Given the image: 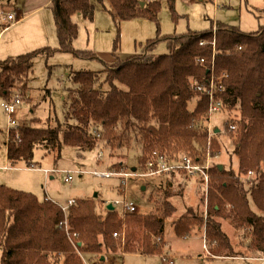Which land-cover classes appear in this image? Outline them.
Wrapping results in <instances>:
<instances>
[{"label":"trees","instance_id":"1","mask_svg":"<svg viewBox=\"0 0 264 264\" xmlns=\"http://www.w3.org/2000/svg\"><path fill=\"white\" fill-rule=\"evenodd\" d=\"M109 1L120 20L137 17L157 20L162 8L161 0ZM167 2L176 16V0ZM51 8L59 46L40 47L0 61V94L4 99L10 95L3 87L15 80L25 83L28 90L36 57H49L55 51H72V42L78 35L74 15L79 13L92 19L95 13L91 0H51ZM157 33L155 38L141 45L140 54L107 66L102 74L104 79L93 71L74 72L71 75L74 86L68 90L65 100L64 122L58 120L52 127V120L48 118L46 126L20 125L11 129L6 142L8 160L12 166L24 163L27 168H36L40 163L35 160V149L40 145L57 149L59 157L64 145L85 151L102 142L119 151L128 149L135 141L143 147L137 170L145 169L155 153L169 162L180 160L182 156L204 162L201 156L191 154L196 150L199 154L201 145L206 142L205 123L211 117L209 99L197 86L209 81L214 63L217 76L223 73L228 76L223 82V109H238L241 113L235 147L241 171L227 170L223 164L212 165L211 199L218 207L212 204L210 208L206 236L218 242L214 247L217 250L212 248L217 257L236 256L232 251L220 254L218 250L225 244L229 246L230 240L219 218H231L236 227L248 233L250 247L264 255V170H258V176L251 183L241 177L264 162V26L245 33L239 26L213 23L207 31L162 35L158 24ZM162 42L167 43V52L157 54V46ZM118 49L119 40L115 43V54ZM74 53L78 57L92 56L82 51ZM201 59L204 63L199 61ZM194 99L196 105L190 109L189 104ZM233 124L236 127L235 122L229 125ZM114 166L123 169L124 162L121 160ZM249 195L260 213L252 210ZM228 204L231 208L226 207ZM168 216L165 213L145 216L137 212L120 216L108 205L103 214L97 211L96 200L78 199L67 216L71 231L80 237L75 246L61 225L65 213L55 201L40 200L32 192L1 184L0 264H85L80 249L103 262V251L116 252L119 246L112 234L122 227L124 219L128 232L125 253L139 251L156 255L158 245L146 233L142 234V244L135 245L136 229L162 236ZM203 220L202 214L200 217L182 216L176 223V234L184 237L192 227H202Z\"/></svg>","mask_w":264,"mask_h":264},{"label":"rangeland","instance_id":"2","mask_svg":"<svg viewBox=\"0 0 264 264\" xmlns=\"http://www.w3.org/2000/svg\"><path fill=\"white\" fill-rule=\"evenodd\" d=\"M48 1L50 0H0V30L6 26L3 19L5 15L10 12L18 13L17 21L0 34V59L8 57L6 53L10 55L11 45H14L16 51H23V54L46 44L53 48L59 46L54 15ZM91 1L95 5L92 19H87L79 13L74 15L78 35L72 42L71 52L55 51L49 57H36L29 75L28 90L25 89V83L16 80L3 87L8 96L14 93L23 98L17 108L16 119L19 125L42 127L48 125V118L52 120V127L57 125L58 120L63 123L67 93L74 86L71 75L78 71H93L104 79L102 74L107 66L142 52L141 45L158 35V24L162 35L182 34L189 30L207 31L213 23L239 26L245 33L258 31L264 26V0H176V16L167 0H161L162 8L157 20L147 17L120 20L109 0ZM44 3L48 4L33 12ZM23 9L26 13H32L21 19L19 14ZM35 28L43 32L41 36L44 37L45 44L34 47V43L39 42L37 38H31L29 41L18 39L20 33L29 34ZM13 39L15 42H12ZM117 40L119 49L115 54ZM74 50L87 52L92 56L78 57ZM166 52L167 43H160L156 53ZM4 100L0 94V184L35 193L40 200L50 198L58 205H66L71 199L76 200L74 205L78 199H94L97 211L103 214L107 212V201L115 203L116 200H126L133 202L138 208L137 213L142 215H169L165 220L162 236L152 235L149 230L142 228L136 229L138 234L135 245L142 244V234L146 233L152 242L157 243L159 254L144 255L139 251L125 253L128 232L124 219L122 227L112 234L119 242L116 252L104 250L105 259L101 262L98 257L80 249L86 264H264L263 253L250 247L251 238L248 233L245 229L236 227L231 218H219L230 240L229 246L225 244L218 250L220 254H229L232 251L236 256L217 257V249L214 247L218 242L206 236V220L212 204L216 205L215 208L218 205L211 199L210 182L207 187L202 177L188 176L183 172L144 177L97 175L96 172L103 171L136 173L133 168L140 166L139 159L143 148L141 143L134 141L128 149L119 151L110 149L102 142L100 146L85 151L64 145L59 157L57 149L40 145L35 149V160L40 163L38 166L42 169L26 170L24 163L12 167L7 159L6 142L10 126L1 106ZM195 105L196 99L189 104L190 109ZM40 119L42 121H39ZM241 121L238 109H222L212 114L205 123L208 133L206 142L201 145L199 154L198 150L191 154L201 156L205 159L204 162L210 160L211 166L223 164L227 170L240 172V158L235 153V147ZM230 122H235V129H231ZM215 127L219 128L220 132H215ZM121 160L124 162V168L118 169L114 165ZM7 165L9 167L3 168ZM45 169L50 172L47 173ZM258 170H264L263 161L255 170L250 169L241 174V177L251 183L258 176ZM67 173L73 176L71 182L65 181ZM249 202L252 210L260 213L250 195ZM114 206L120 216L124 214L122 205ZM226 207L231 208V205ZM188 214L198 217L202 214V227H192L186 236H178L176 223ZM164 257H167V261Z\"/></svg>","mask_w":264,"mask_h":264},{"label":"built area","instance_id":"3","mask_svg":"<svg viewBox=\"0 0 264 264\" xmlns=\"http://www.w3.org/2000/svg\"><path fill=\"white\" fill-rule=\"evenodd\" d=\"M3 19L6 22V26H11L12 24H14L15 21H17L18 16L15 12H10L7 15H5ZM199 61L201 63H204V59H201ZM227 77L228 76L226 73L217 76L216 71L214 70V63H213L209 81H207L206 84H201L197 86V89L201 92H204L209 99V111L211 115L216 112H220L224 107V100L222 96L225 91V87L223 82L224 79ZM22 101L23 98L20 95L12 93L9 98L5 99L1 103V106L4 109V112L6 113L10 126L8 129L7 139L9 137L11 129H16L20 126L16 119V116H17V108L22 103ZM230 127L231 129H235L234 125H231ZM211 167L212 166L210 164V160H207L206 162H199L193 159L192 157L182 156L180 160H173L169 162L164 158V156L161 155L159 156L155 153V157H153L151 160L148 161L146 168L139 171L137 170L135 171L136 173H123V172L117 173V172H109V171L96 172V173L98 176L101 177H110L116 174L124 175V176L138 175L144 177V176H156V175L183 172L188 176L197 175L199 177H202L205 184L208 187L210 182ZM46 172L49 173L50 171L46 170ZM250 174H252V172H250ZM72 180H73V176L67 173L65 177V181L71 182ZM46 199H50V198H46ZM75 203L76 200L71 199L68 201L66 205L59 204V206L62 208L63 212L65 213V220L61 222V225L65 227V231L72 244L76 246V240L79 234L77 232L71 231L67 217L69 208L73 206ZM110 203H112L113 205L115 204L122 205L124 213H135L138 211L137 206L133 202H128L126 200L124 201L116 200L115 203L109 201L106 202L107 205ZM115 235H118V233H115ZM80 255L82 256L81 253ZM164 259L167 261V257H164ZM169 262L172 263V261Z\"/></svg>","mask_w":264,"mask_h":264},{"label":"crops","instance_id":"4","mask_svg":"<svg viewBox=\"0 0 264 264\" xmlns=\"http://www.w3.org/2000/svg\"><path fill=\"white\" fill-rule=\"evenodd\" d=\"M50 2V5H51V0L50 1H48V3ZM48 3H44V4H42V5H40V6H38V8L37 9H35L33 12H35L36 10H38V9H40V8H42L43 6H45V5H47ZM27 11L26 10H21L20 11V16H21V19L22 18H25L26 16H28V14H30V13H32V12H30V13H26ZM18 14V13H17ZM18 16V15H17ZM19 16V17H20ZM5 27V26H4ZM8 27H10V26H7V28ZM7 28H3V29H1L0 30V34L5 30V29H7ZM43 34V32H40L39 31V29L37 28H35V29H33V30H31L30 32H29V34H27V33H20V35H19V40H22V41H29L31 38H37V40L39 41V42H37V43H34V47L35 46H38V45H43V44H45L44 43V37L42 38V35ZM12 42H15L14 41V39L12 40ZM39 43V44H38ZM45 46H48L47 44L45 45ZM41 47V46H40ZM39 47V48H40ZM42 47H44V45L42 46ZM15 47H14V45H11V51H10V55H8V53H6L7 54V56L8 57H6L5 59H7V58H9V57H16V56H18V55H21V54H23V53H21V52H23V51H16V49H14ZM37 49V48H36ZM33 50V49H32ZM35 50V49H34ZM18 53H21V54H18ZM26 53V52H25ZM17 54V55H16ZM5 59H0V61H2V60H5ZM7 159H8V156H7ZM8 163H10L9 162V160H8ZM5 167H9L8 165L7 166H4L3 168H5ZM12 167H15V166H12ZM36 169H42V167H36V168H26V170H36ZM46 170V169H45ZM44 171V170H43ZM164 175V174H163ZM163 175H161V176H163ZM1 185V184H0ZM35 194V193H34Z\"/></svg>","mask_w":264,"mask_h":264},{"label":"water","instance_id":"5","mask_svg":"<svg viewBox=\"0 0 264 264\" xmlns=\"http://www.w3.org/2000/svg\"><path fill=\"white\" fill-rule=\"evenodd\" d=\"M144 4V3H143ZM215 132H220V129L219 128H216L215 129ZM221 168H223V166L221 165ZM133 171H137V168L135 167V168H133ZM108 208L109 209H111V210H114V205L112 204V203H110V204H108ZM102 260H104L105 259V257L104 256H102V258H101Z\"/></svg>","mask_w":264,"mask_h":264}]
</instances>
